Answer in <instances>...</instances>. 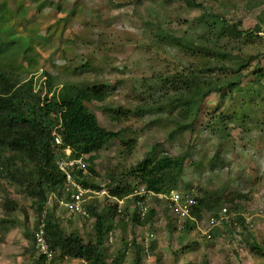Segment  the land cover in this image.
<instances>
[{"label": "rangeland", "instance_id": "374dc122", "mask_svg": "<svg viewBox=\"0 0 264 264\" xmlns=\"http://www.w3.org/2000/svg\"><path fill=\"white\" fill-rule=\"evenodd\" d=\"M213 15L219 21L212 39L221 22L235 26V34L216 43L197 40ZM0 38L16 40L1 56L3 65L22 81L31 79L41 97L64 85L103 88L102 101L85 106L100 127L118 136L82 158L93 169L87 170L88 184L106 190L93 195L89 205L97 214L104 211L106 224L112 225L104 243L107 263L121 253L117 264H134L135 242L140 264H264V256L249 248L253 242L264 247V78L252 70L264 57V0H0ZM216 50L240 58L239 65L249 60L239 87L259 93L253 101L246 91L223 99L210 94L199 103L201 114L190 129L187 119H177L168 106L173 77L195 67L201 68L198 73L205 69V79L230 77L217 70ZM225 65L229 69L232 61ZM219 115L230 119L217 122ZM53 153L56 165L63 152L54 147ZM147 154L185 155L170 192L190 194L196 204L181 223L172 218L167 202L155 197L144 204L148 212L154 209L152 220L144 225L131 221L140 209L136 202L144 203L138 193L145 188L129 170ZM21 166L32 168L28 162L17 169ZM112 179L111 188L128 186L132 193L111 196L107 186ZM26 186L0 176V264H87L59 253L42 260L33 239L49 215L66 236L94 243L95 217L88 210V217H81L59 206L70 200L62 187L47 190L39 210ZM198 201L209 202L210 209L201 207L194 216ZM223 209L225 217L213 225L210 219ZM128 246L130 252L124 253Z\"/></svg>", "mask_w": 264, "mask_h": 264}, {"label": "trees", "instance_id": "16d2710c", "mask_svg": "<svg viewBox=\"0 0 264 264\" xmlns=\"http://www.w3.org/2000/svg\"><path fill=\"white\" fill-rule=\"evenodd\" d=\"M216 18L219 21L218 17L213 15V21L205 23L206 31L197 40L210 43L213 40L216 43L227 35L235 34V26L228 28L224 24L225 22H221L218 34L213 37L215 39H212L209 35L211 31L216 30L215 26L218 25ZM259 30L258 27L255 28L256 32H260ZM242 34L241 31H238L237 38H240ZM15 42L14 38L9 40L0 38V65L2 66L0 68V176H7L10 181L20 185H27V194L36 200V204L41 210L47 201L46 191H53L56 187L63 186V175L55 165L56 156L53 149L56 146L52 134L56 133L61 138L62 143L57 148L61 151L70 149L72 157L79 158L82 155L87 156L99 151L106 142L115 139L118 133L100 127L94 114L85 106V102L102 101L103 88L64 85L58 91H51L49 88L44 97H41L40 93L34 92L31 79L22 81L6 69L1 56ZM198 55V57H202L201 54ZM212 59L221 66L217 70L229 72L230 77L221 81L215 80L216 82L205 79L201 77L205 69L198 73L201 68L197 67L189 74L181 73L173 77L174 87L172 95L167 99L168 106L173 110L172 115L176 114L177 119L183 118L185 122L186 119L187 122H190V124L186 122V126L190 129L198 122L201 114L199 103L210 94H218L223 99L227 94L231 95L233 91H246L248 93L246 95L249 97L248 101H253V97L259 93L257 88H246L245 90L239 87L242 82V73L249 66V60L239 65L240 58L219 50L213 51ZM263 60L264 57L260 63L252 66L253 75L258 79L264 78L261 67ZM230 61H232V65L228 69L225 64ZM211 71L213 69H209L207 72ZM177 85L178 87L175 88ZM244 116L247 118V115L244 114ZM229 119L228 115H219L217 122L226 123ZM3 152L9 154L3 156ZM184 161L185 155L154 158L151 154H147L140 163L129 170V175H134L139 180L140 186H143L147 191L156 194L168 193L179 181ZM25 162L32 164V168L23 169L21 166V169H17L18 163L25 165ZM88 170L93 172L91 167ZM115 182L112 179L107 186L110 188L111 196L123 198L132 193L128 186L111 188ZM83 185L99 189L98 186L89 185L85 178ZM9 202L8 209H13L15 205ZM201 207L210 209L209 202L205 201L203 204L202 201H198L197 207L195 206L192 211L194 216ZM87 210L90 216L95 217L94 243H84L74 234L66 236L59 224L53 221L51 216H46L45 240L54 253L53 259L59 253L60 257L67 256L72 260H84L87 264H117L122 260L123 255L120 253L112 258L110 263H107L104 248L106 236L112 225L106 224L104 211L97 214L92 205H88ZM112 211L116 213L115 208ZM154 215L155 211L151 209L144 219H140L135 212L131 221L144 225L151 221ZM31 237L33 238V235ZM132 245L135 249L134 264H140V247L135 242ZM249 248L251 253L264 256V247H260L259 244L253 242L249 244ZM41 259L45 260L44 257Z\"/></svg>", "mask_w": 264, "mask_h": 264}, {"label": "built area", "instance_id": "2783aa9c", "mask_svg": "<svg viewBox=\"0 0 264 264\" xmlns=\"http://www.w3.org/2000/svg\"><path fill=\"white\" fill-rule=\"evenodd\" d=\"M262 69H264V60L262 63ZM52 137L55 146L59 147L62 143L61 138L56 133H53ZM62 152L63 155L57 160L56 167L63 175V186L61 189L64 190L63 193L67 196V198L69 197L70 200L68 204H61V202H59L58 205H61V207H68L71 212L76 215L88 217L87 206L90 204L89 202L91 201L92 196L106 194V190L102 186L98 187L99 189L85 187L82 182L84 178L86 179V176H88L89 173L87 171L88 167L82 156L79 158H73L70 149H65ZM138 196L144 201V203L142 201L136 202L137 206L140 207L137 214L141 219H143L148 214L147 207L144 204L147 203V199H152L153 197L160 201L167 202L166 208L169 210L172 218L177 223H181L187 219L190 209L196 204V200L190 194H182L178 191H172L166 196L164 193L156 194L151 191H147L146 189H141L140 193H138ZM118 212H120V209H118ZM225 212L226 210L223 209L220 213H218V215L216 214L213 216L210 219V222L213 225H216L221 221L222 218L225 217ZM44 227L45 221L43 219L40 222L38 232L34 235V242L37 252L42 254V257H44L45 260H49L54 255V253L49 248L45 240V236L43 237L45 233ZM130 250L131 247L128 246L124 253H129Z\"/></svg>", "mask_w": 264, "mask_h": 264}]
</instances>
